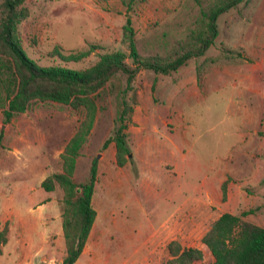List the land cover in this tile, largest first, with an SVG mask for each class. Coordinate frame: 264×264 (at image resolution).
<instances>
[{
  "label": "rangeland",
  "instance_id": "obj_1",
  "mask_svg": "<svg viewBox=\"0 0 264 264\" xmlns=\"http://www.w3.org/2000/svg\"><path fill=\"white\" fill-rule=\"evenodd\" d=\"M215 1L146 0L126 10L121 0H24L28 16L17 33L38 65L79 69L101 53L126 51L128 17L139 55L171 59ZM216 26L203 54L176 70L140 69L127 87L118 72L100 92L72 174L81 182L96 162L95 218L74 264H141L149 237L146 245L157 239L148 264H164L170 240L186 247L222 212L245 211L242 219L264 228V0H242ZM54 46L93 48L63 62ZM121 97L132 108L124 130L130 153L117 166L111 137ZM82 118V109L33 101L4 122L0 108V229H7L0 264H61L62 193L40 181L61 170L60 153Z\"/></svg>",
  "mask_w": 264,
  "mask_h": 264
},
{
  "label": "trees",
  "instance_id": "obj_2",
  "mask_svg": "<svg viewBox=\"0 0 264 264\" xmlns=\"http://www.w3.org/2000/svg\"><path fill=\"white\" fill-rule=\"evenodd\" d=\"M23 1L2 0L0 3V108L4 122L23 112L33 101H52L83 110V118L60 153L61 170L40 181V187L45 191H52L55 186L61 190L60 216L64 241L61 264H73L84 247L95 218L91 197L96 180V162H91L83 181L75 182L72 174L79 149L92 128L100 92L118 72L125 75L127 87L140 69L167 74L189 58L202 55L217 35V17L242 0H216L207 9H201L198 26L190 33L188 47L171 59L139 55L130 19L126 17L121 32L126 51L101 53L93 64L79 69L38 65L26 55L17 33V25L28 16ZM144 1L121 0L126 10ZM92 48L62 53L54 46L51 54L63 62H78L87 57ZM131 111L132 108L126 107V101L121 97L115 117L118 125L111 137L117 166H122L130 153L124 130L130 121L128 113ZM106 143L107 140L104 141ZM220 191L224 200L225 180L220 183ZM245 214V211L240 214L222 212L186 247L175 239L170 240L166 244L168 258L164 264H264V228L242 219ZM6 232L5 226L0 229V247L6 242Z\"/></svg>",
  "mask_w": 264,
  "mask_h": 264
},
{
  "label": "crops",
  "instance_id": "obj_3",
  "mask_svg": "<svg viewBox=\"0 0 264 264\" xmlns=\"http://www.w3.org/2000/svg\"><path fill=\"white\" fill-rule=\"evenodd\" d=\"M90 230H91V228H90ZM89 233H90V231H89ZM89 233H88V235H89ZM176 237V236H175ZM151 238L149 237L145 242H143L142 243V247L139 249V251L141 250V254H142V257L140 258V259H142L143 258V261H142V263L141 264H148V259H149V261L150 260H152V258H151V256H154L155 255V253H156V251L154 250L155 248H156V240L155 239H157V237L154 239V240H151L150 242V244L149 245H146V243L148 242V240H150ZM181 244V243H180ZM182 246V245H181ZM187 246V245H186ZM182 247H184V246H182ZM143 251V252H142ZM83 253V249H82V251H81V253L79 254V256H78V258L80 257V255ZM144 254H145V256H144ZM77 258V259H78ZM76 259V260H77ZM140 259H139V261H140ZM76 262V261H75ZM74 262V263H75ZM73 263V264H74Z\"/></svg>",
  "mask_w": 264,
  "mask_h": 264
}]
</instances>
